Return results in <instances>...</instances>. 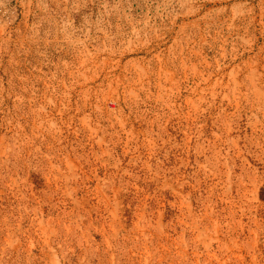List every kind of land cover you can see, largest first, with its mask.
<instances>
[{"label":"rangeland","instance_id":"obj_1","mask_svg":"<svg viewBox=\"0 0 264 264\" xmlns=\"http://www.w3.org/2000/svg\"><path fill=\"white\" fill-rule=\"evenodd\" d=\"M0 264H264V0H0Z\"/></svg>","mask_w":264,"mask_h":264}]
</instances>
